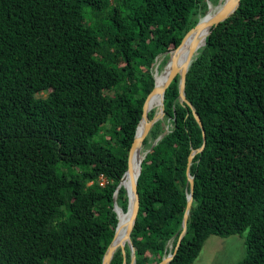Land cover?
I'll return each instance as SVG.
<instances>
[{
    "label": "trees",
    "instance_id": "trees-1",
    "mask_svg": "<svg viewBox=\"0 0 264 264\" xmlns=\"http://www.w3.org/2000/svg\"><path fill=\"white\" fill-rule=\"evenodd\" d=\"M207 10L206 0H0V264L102 263L153 65ZM197 51L185 95L205 145L190 165L187 230L168 264H192L209 235L246 229L247 254L235 264H264V0H240ZM178 81L143 141L147 150L162 135L137 178L134 264L173 250L188 156L203 143ZM116 200L126 211L123 186ZM125 253L129 264L127 244ZM122 261L118 249L111 264Z\"/></svg>",
    "mask_w": 264,
    "mask_h": 264
},
{
    "label": "water",
    "instance_id": "water-1",
    "mask_svg": "<svg viewBox=\"0 0 264 264\" xmlns=\"http://www.w3.org/2000/svg\"><path fill=\"white\" fill-rule=\"evenodd\" d=\"M207 2V7L208 10L205 15L199 18L198 22L190 28L187 33L184 35L180 43L172 50L169 51V60L165 65V68H168L166 77L162 83V85H156V78L155 74L158 72L157 67L155 69V72L153 73L155 82H154V87L151 90V92L147 95L144 103H143V111L141 115V119L139 120L137 127H136V132L131 144V147L129 149V154H128V162H127V169L124 172L123 176L120 178L118 186L116 188V191L114 193L113 197V211L116 213V207L119 206L117 203V192L118 189L123 186L127 192L128 196V204H127V210L129 212V216L127 220L123 223H121L117 217V225L113 234V238L109 245L107 246L103 258H102V263L101 264H111V259L114 255V253L120 249L122 256H123V261L122 264H126V253H125V246L126 244L128 245L130 252H131V260L129 264H134L135 263V250L134 246L131 240V232L133 230V227L135 225V221L137 218L138 210H139V195L137 192V178L140 174L141 170V161L146 155V153L151 149L153 145L156 144V142L161 138L162 135H160L151 145L150 149H147L143 152L142 159L139 161V170L137 174L135 175L134 173L131 172V158L133 154L135 153L136 150L140 149L143 147V141L147 137L152 125L154 122L159 120L160 118L163 117L164 115V94L166 89L169 87L171 82L178 76L179 81H178V98L179 101L182 104H185L191 109L192 115L197 121L198 125L200 126L202 130V137H203V143L202 145L197 148L193 149L191 153L188 156V162H187V168H186V178H187V183H186V197H187V202H186V207L183 213L182 221H181V231L178 235L176 244L173 248L172 251H169L163 258L156 264H168L174 257L175 253L178 250V247L182 241V238L184 237L186 230H187V222L188 218L190 215V210L192 207V202H193V190H194V177L190 173V165L192 162V159L194 155L198 152H201L203 150V147L205 145V131L203 128L202 121L196 112L195 108L191 104V102L186 98L185 95V82H186V74L189 69V66L194 59L195 54L197 53V50L204 46L205 44V38L206 36L210 33L211 28L215 27L218 25L220 22L224 21L228 17H230L238 8L240 4V0H228L226 1L220 8L217 10L210 12V7H211V0H206ZM219 0L216 4V6L219 4ZM201 30H207V34L203 40V42H199V32ZM188 46V51L187 55L185 58V61L181 66L177 64V54L182 49L184 46ZM154 96L159 97V111L156 112L154 117L150 119L148 117V113L150 111L149 109V104L151 99ZM127 178L128 179V184L127 185H122V181ZM117 216V213H116ZM172 245L170 246L171 249Z\"/></svg>",
    "mask_w": 264,
    "mask_h": 264
},
{
    "label": "rangeland",
    "instance_id": "rangeland-1",
    "mask_svg": "<svg viewBox=\"0 0 264 264\" xmlns=\"http://www.w3.org/2000/svg\"><path fill=\"white\" fill-rule=\"evenodd\" d=\"M87 15L89 16L88 11H87ZM166 55H170L169 52L161 54L157 57L155 64L153 65V72H155L156 67L158 72H161L165 69L164 66L162 70H159L158 66L160 61L164 57H166ZM142 150L143 152L145 151L144 146L142 147ZM23 158L28 162H32L37 160L38 156L35 152H27L23 154ZM247 235H248V229L240 233L231 234L229 236H219L215 234L209 235L205 240L198 257L194 260L192 264L237 263L247 254V250H246Z\"/></svg>",
    "mask_w": 264,
    "mask_h": 264
},
{
    "label": "bare ground",
    "instance_id": "bare-ground-1",
    "mask_svg": "<svg viewBox=\"0 0 264 264\" xmlns=\"http://www.w3.org/2000/svg\"><path fill=\"white\" fill-rule=\"evenodd\" d=\"M219 4L216 6V4H211L210 7V12H213L215 10H217L218 8H220L226 1L228 0H219ZM207 34V30H201L199 32L198 38H199V42H203L205 36ZM187 51H188V46H184L182 49H180V51L177 54V64L179 66H181L183 64V62L185 61L186 55H187ZM198 52V51H197ZM168 68L166 67L163 71L161 72H157L155 74V78H156V85H162L166 74H167ZM156 108V112L159 111V97L158 96H154L149 104V109H154ZM143 156V150L142 147L138 150L135 151V153L133 154V157L131 159V172L134 173L135 175L137 174L138 170H139V161L142 159ZM128 184V179L125 178L122 181V185H127ZM116 213H117V217L119 219V221L121 223L125 222L129 216V212L128 211H124L120 206L116 207Z\"/></svg>",
    "mask_w": 264,
    "mask_h": 264
},
{
    "label": "built area",
    "instance_id": "built-area-1",
    "mask_svg": "<svg viewBox=\"0 0 264 264\" xmlns=\"http://www.w3.org/2000/svg\"><path fill=\"white\" fill-rule=\"evenodd\" d=\"M102 184V183H101Z\"/></svg>",
    "mask_w": 264,
    "mask_h": 264
}]
</instances>
